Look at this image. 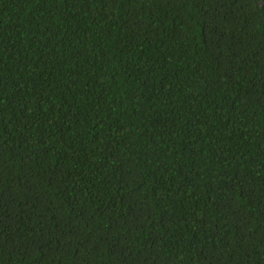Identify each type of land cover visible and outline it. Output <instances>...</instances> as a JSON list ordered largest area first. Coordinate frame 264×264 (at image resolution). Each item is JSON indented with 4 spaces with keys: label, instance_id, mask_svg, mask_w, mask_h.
Returning a JSON list of instances; mask_svg holds the SVG:
<instances>
[{
    "label": "trees",
    "instance_id": "16d2710c",
    "mask_svg": "<svg viewBox=\"0 0 264 264\" xmlns=\"http://www.w3.org/2000/svg\"><path fill=\"white\" fill-rule=\"evenodd\" d=\"M0 264H264L259 0H0Z\"/></svg>",
    "mask_w": 264,
    "mask_h": 264
},
{
    "label": "water",
    "instance_id": "95a60500",
    "mask_svg": "<svg viewBox=\"0 0 264 264\" xmlns=\"http://www.w3.org/2000/svg\"><path fill=\"white\" fill-rule=\"evenodd\" d=\"M259 3H261L264 6V0H259Z\"/></svg>",
    "mask_w": 264,
    "mask_h": 264
}]
</instances>
